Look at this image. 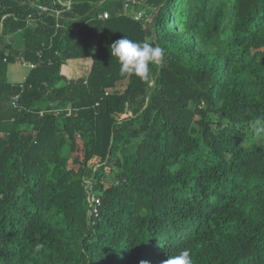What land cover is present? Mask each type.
Returning <instances> with one entry per match:
<instances>
[{"label":"trees","instance_id":"1","mask_svg":"<svg viewBox=\"0 0 264 264\" xmlns=\"http://www.w3.org/2000/svg\"><path fill=\"white\" fill-rule=\"evenodd\" d=\"M64 1L0 0V264H264V0ZM124 36L164 50L149 79Z\"/></svg>","mask_w":264,"mask_h":264},{"label":"clouds","instance_id":"2","mask_svg":"<svg viewBox=\"0 0 264 264\" xmlns=\"http://www.w3.org/2000/svg\"><path fill=\"white\" fill-rule=\"evenodd\" d=\"M112 57L118 60L121 75L135 76L147 80L151 75L152 65L161 63L164 50L148 42H136L124 36L110 47ZM255 137H264V119H256L251 125ZM164 264H193L191 250L185 248L169 257Z\"/></svg>","mask_w":264,"mask_h":264},{"label":"built area","instance_id":"3","mask_svg":"<svg viewBox=\"0 0 264 264\" xmlns=\"http://www.w3.org/2000/svg\"><path fill=\"white\" fill-rule=\"evenodd\" d=\"M57 2L61 5V7H65L66 9L70 8V1H64V0H57ZM39 11L41 12H45L47 11L46 8L43 7H38ZM129 10V5L126 2L124 5V12H127ZM143 13L142 11H136L132 13V17L135 21H141L143 20ZM58 15V13L56 14V16ZM109 17V13L108 12H102L99 15V18L101 19H107ZM18 97H15L11 103V105H13L14 107H16V103H17ZM85 192H86V201L89 203L88 206V210H87V214H86V221H87V225L90 226V224H94V218H96L99 215L98 212V207L100 206L101 202L98 198H96L95 196H93V194L91 193V183L90 181L86 180L85 181Z\"/></svg>","mask_w":264,"mask_h":264},{"label":"rangeland","instance_id":"4","mask_svg":"<svg viewBox=\"0 0 264 264\" xmlns=\"http://www.w3.org/2000/svg\"><path fill=\"white\" fill-rule=\"evenodd\" d=\"M16 37L19 39L22 38V32L17 33ZM75 62H81L77 60ZM30 68L28 66L22 65L20 63L9 65L7 78L10 83H18L22 82L23 79L27 76ZM121 91L124 89V84L119 85ZM244 144L249 147L252 145L259 146L264 148V137H255L251 131V127L246 131V139L244 140Z\"/></svg>","mask_w":264,"mask_h":264},{"label":"crops","instance_id":"5","mask_svg":"<svg viewBox=\"0 0 264 264\" xmlns=\"http://www.w3.org/2000/svg\"><path fill=\"white\" fill-rule=\"evenodd\" d=\"M23 80H24V79H23ZM23 80H22V81H23ZM18 83H21V82H18ZM13 84H17V83H13Z\"/></svg>","mask_w":264,"mask_h":264}]
</instances>
